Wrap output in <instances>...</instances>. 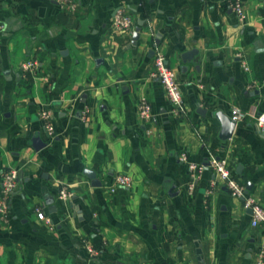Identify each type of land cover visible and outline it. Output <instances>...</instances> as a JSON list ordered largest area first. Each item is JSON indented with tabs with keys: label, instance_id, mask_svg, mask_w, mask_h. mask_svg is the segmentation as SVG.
I'll use <instances>...</instances> for the list:
<instances>
[{
	"label": "crops",
	"instance_id": "obj_1",
	"mask_svg": "<svg viewBox=\"0 0 264 264\" xmlns=\"http://www.w3.org/2000/svg\"><path fill=\"white\" fill-rule=\"evenodd\" d=\"M76 1L58 22L56 0H0V185L5 169L18 171L9 220L0 217V264H254L264 225L251 224L252 211L208 163L228 154L264 206V129L254 117L264 111V0H244L246 22L225 0ZM118 8L133 14L132 31L113 27ZM191 49L198 54L184 59ZM157 50L177 74L187 116L171 112L154 75ZM31 58L37 74L23 69ZM142 96L149 120L139 116ZM235 104L249 114L223 140L216 113ZM44 108L55 115L53 138ZM35 136L47 145L37 150ZM183 151L203 165L192 192ZM118 173L132 185L111 193ZM62 185L71 197L59 196Z\"/></svg>",
	"mask_w": 264,
	"mask_h": 264
},
{
	"label": "built area",
	"instance_id": "obj_2",
	"mask_svg": "<svg viewBox=\"0 0 264 264\" xmlns=\"http://www.w3.org/2000/svg\"><path fill=\"white\" fill-rule=\"evenodd\" d=\"M61 9L67 13H71L77 8L76 0H56ZM225 3L230 7L238 16L242 22L247 20V12L244 5V0H225ZM113 27L117 31H132L135 27V18L130 11L124 8H118L115 12L113 19ZM241 56L240 53H238ZM155 65L156 72L154 75L159 78L163 83L168 98L171 101L172 108L171 112L175 115L187 116V107L184 104L181 94V83L177 78L176 72L168 65L165 55L157 50L155 52ZM242 66L245 70L249 69V65L245 60H242ZM23 69L32 74H37L39 71V63L36 59H28L23 64ZM45 79L50 82L51 76L46 75ZM89 112L88 108L83 110L84 116H87ZM249 112L240 107L239 105H232L230 109V116L236 122V124L244 121L248 116ZM40 115L44 120L45 130L50 138L55 135V122H54V112L50 108H44L40 111ZM139 116L143 120H149L153 116V107L149 99L146 96H142L139 103ZM255 120L259 127L264 129V111L254 115ZM180 159L185 162L190 171V179L188 188L192 192L197 184L198 179L201 176L203 165L198 164L189 158V154L186 151L180 153ZM211 167L219 175L220 179L228 186L232 196L240 197L243 199V205L245 208L251 209L252 217L251 224L253 226L264 225V206L257 201V199L247 191L246 185L242 180H240L233 169L230 166L228 154L221 156L213 155L210 159ZM133 179L127 173H118L114 176V179L110 184L106 186V189L114 193L121 186L132 185ZM18 184V171L15 168H7L1 174V185H0V217L4 221L9 220V210H10V198L13 191L16 189ZM73 195L72 190L66 186L62 185L59 190V196L63 199H67ZM38 215L45 223L49 229H54V224L49 216L45 212L38 208ZM89 251L94 253L95 250L89 247ZM254 264H264V243L260 246L256 253Z\"/></svg>",
	"mask_w": 264,
	"mask_h": 264
},
{
	"label": "water",
	"instance_id": "obj_3",
	"mask_svg": "<svg viewBox=\"0 0 264 264\" xmlns=\"http://www.w3.org/2000/svg\"><path fill=\"white\" fill-rule=\"evenodd\" d=\"M143 24V20L139 19L138 21V25L133 33V43H136L139 40L140 37V30H141V25ZM156 43H159V39H156ZM152 52H154V50H152ZM195 53V55L198 54V50L197 49H191L188 51H185L182 55V57L184 59L190 57L191 55H193ZM202 114H204V112H201ZM216 116L218 117V119L221 122V131H220V138L223 140H227L229 138L232 137L234 129L236 127V122L231 118V116L229 114L224 113L223 111H217ZM33 145L34 147L39 150L43 147H45L47 145V142L43 141L41 139V137L39 136H35L33 138ZM208 165H210V162L208 163ZM85 173L88 175V177L92 180V185L94 186H101L102 185V181L99 180L97 178V173L96 171L92 170V169H85ZM253 187V183L252 182H248L246 185L247 191H250ZM251 211V209H250ZM203 264V263H202Z\"/></svg>",
	"mask_w": 264,
	"mask_h": 264
},
{
	"label": "trees",
	"instance_id": "obj_4",
	"mask_svg": "<svg viewBox=\"0 0 264 264\" xmlns=\"http://www.w3.org/2000/svg\"><path fill=\"white\" fill-rule=\"evenodd\" d=\"M68 15H69V13H67V12H65V11L62 10L59 13V16H58V22H64L65 19L68 17ZM29 76H31V75H29Z\"/></svg>",
	"mask_w": 264,
	"mask_h": 264
}]
</instances>
